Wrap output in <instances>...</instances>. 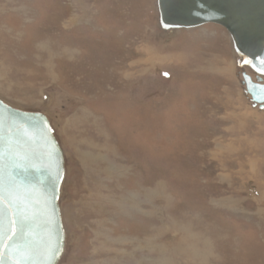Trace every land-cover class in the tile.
Instances as JSON below:
<instances>
[{"label":"rangeland","instance_id":"obj_1","mask_svg":"<svg viewBox=\"0 0 264 264\" xmlns=\"http://www.w3.org/2000/svg\"><path fill=\"white\" fill-rule=\"evenodd\" d=\"M232 51L157 0H0V97L67 157L61 264H264V108Z\"/></svg>","mask_w":264,"mask_h":264},{"label":"water","instance_id":"obj_2","mask_svg":"<svg viewBox=\"0 0 264 264\" xmlns=\"http://www.w3.org/2000/svg\"><path fill=\"white\" fill-rule=\"evenodd\" d=\"M163 30L216 24L264 76V0H157ZM246 93L264 107V85L242 74ZM67 157L50 117L0 97V264H61L68 244L61 198Z\"/></svg>","mask_w":264,"mask_h":264},{"label":"crops","instance_id":"obj_3","mask_svg":"<svg viewBox=\"0 0 264 264\" xmlns=\"http://www.w3.org/2000/svg\"><path fill=\"white\" fill-rule=\"evenodd\" d=\"M215 32L216 33L214 34V36L210 38V43H213V45H214V44H219V43L223 44L224 42H226V40L224 39V37L221 36L222 34H218L219 31L216 30ZM222 60L226 61L225 62V65L227 64L228 60H233L234 63H235V66H236L237 55H236L235 51H232L231 52V57L229 59L228 58H222V59L221 58H215V61H219L220 64H222ZM236 72H235V74H236ZM222 74H225V73H222ZM226 78H229V77L226 75ZM231 78H233V77L231 76Z\"/></svg>","mask_w":264,"mask_h":264},{"label":"flooded vegetation","instance_id":"obj_4","mask_svg":"<svg viewBox=\"0 0 264 264\" xmlns=\"http://www.w3.org/2000/svg\"><path fill=\"white\" fill-rule=\"evenodd\" d=\"M248 75L251 76L252 81H253L254 83H259V84L264 85V76H261V79L259 80V79H258L259 76H258L257 73H255L254 71H251ZM253 104H254V103H253ZM254 105H258V106L261 107L260 104H254ZM263 108H264V107H263ZM261 109H262V108H261Z\"/></svg>","mask_w":264,"mask_h":264},{"label":"bare ground","instance_id":"obj_5","mask_svg":"<svg viewBox=\"0 0 264 264\" xmlns=\"http://www.w3.org/2000/svg\"><path fill=\"white\" fill-rule=\"evenodd\" d=\"M226 66H227V65H226ZM227 69H228V68H227ZM233 70H234L233 72L237 71L236 66H235V63H234V65H233ZM229 72H230V71H229ZM229 74H230V73H229ZM229 74H228V75H229ZM232 76H233V75H232ZM216 152H217V151H216ZM216 152H215V153H216ZM93 158H94V157H93ZM251 163H253L251 166L253 167V168H252L253 171H255V167H256L255 164H256V163H255L254 161L251 162ZM109 168H110V167H109ZM117 169H118V168H117ZM107 172H108V171H107ZM118 173H119V172H118ZM148 191H149V190H148ZM148 195H149V194H148ZM164 195H165V194H164ZM236 202H237V201H236ZM226 205H227V204H226ZM184 230L186 231V229H184Z\"/></svg>","mask_w":264,"mask_h":264},{"label":"snow or ice","instance_id":"obj_6","mask_svg":"<svg viewBox=\"0 0 264 264\" xmlns=\"http://www.w3.org/2000/svg\"><path fill=\"white\" fill-rule=\"evenodd\" d=\"M261 91H264V88H262Z\"/></svg>","mask_w":264,"mask_h":264}]
</instances>
